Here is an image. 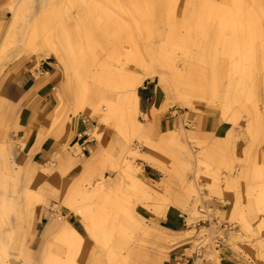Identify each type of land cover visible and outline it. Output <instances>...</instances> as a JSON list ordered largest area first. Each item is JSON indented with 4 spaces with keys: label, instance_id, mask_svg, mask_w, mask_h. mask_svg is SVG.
Returning <instances> with one entry per match:
<instances>
[{
    "label": "rangeland",
    "instance_id": "1",
    "mask_svg": "<svg viewBox=\"0 0 264 264\" xmlns=\"http://www.w3.org/2000/svg\"><path fill=\"white\" fill-rule=\"evenodd\" d=\"M17 3L18 0H0V48L8 34V27L12 18L11 6ZM49 4H52L51 6L56 4V20L44 26L41 25V31L56 29L60 32L63 29L60 32L62 42L70 43L76 51L83 52L82 55H78L75 67L77 72L85 75L87 98L92 94V91L97 92L94 74L103 75L104 72L102 66L94 65L96 50L92 49L101 30L109 29L111 43L130 42L131 37H135L146 59H149L146 56L148 52L146 49L151 50L152 48L156 51L155 58L168 71L167 65H173L176 56H181V58L185 56L183 53L186 49L195 58L193 60H199L198 55L204 59L210 55L209 49L203 51L211 45L210 39L207 40L201 36L198 40L196 39L195 43L194 40L189 39V36H194L193 27L201 18L204 20V32L207 33L208 37H211L212 32L218 29L214 22L217 19L219 22V17H221V9L213 8L215 7L213 0H192L188 9L183 3L172 4L167 0H52ZM40 5L41 0H31L28 11H26L28 18L33 17L32 14L39 9ZM230 6L232 7L233 4ZM106 11L109 12V16ZM227 11L225 8V12ZM188 21L191 23V28L185 26ZM24 23H19L18 33L26 26ZM13 37L12 40L6 42V51L0 55V69L5 64L17 60L15 36ZM160 41H163L164 44L161 50L154 46ZM183 41L190 42L186 49L182 48L185 47ZM91 51L94 53L92 54ZM135 59L134 56H131L130 71L141 73L135 67ZM110 61L112 62L113 59L110 58ZM56 63L60 72L57 97L59 101L63 98L67 105L71 106L74 92L79 88H77L78 83L73 72H70L60 62L56 61ZM221 64L225 65V74L229 72L230 67L227 58H222ZM253 74L254 78L251 74L248 84L252 85L253 83L255 89L251 88L246 94L247 103L242 107L243 109L238 108V106L233 108V119L237 121L236 125L228 123L232 126L231 151L209 150V146L204 143L187 137L186 131L183 138L179 137L174 142L161 146L162 149H155L162 143V136L152 137L145 133L142 135L135 132L128 133L124 124L120 122L121 120H112L110 126H104L98 121H94L92 125L95 130L91 133L93 138L99 139L98 133L102 129H109L114 134V142L107 149L103 161L104 168L109 165L113 175L106 179L103 178L101 182H93L92 176L89 175L87 178L89 183H84L82 188H85L86 191H93L94 188L102 185L116 183L114 193L109 198L110 202L117 203L121 209L133 207L136 212H140L141 206H136V198L128 190L129 180L120 168L126 162H130L135 171L134 174L139 175L140 179L143 180L137 171L138 169L149 168L143 161V156H155L163 161L166 166L167 173L166 175L161 174L160 181L163 182V192L165 194L170 193L172 197H183L189 209V211H184L185 213L193 215L199 221L210 222L208 225L202 222L197 231L191 229V232L178 235L181 240L184 237L190 241L193 238L198 239L194 248H201L200 256L208 260H217L219 241L224 242L226 240L225 232L231 231L233 235L231 238H227V243L230 246L239 243L253 248L256 259L264 264V196L259 200L260 205L257 204L256 200L264 192V172L262 175V168L264 169V61L262 59L259 60L257 72ZM146 82H153L158 87L156 79ZM103 89L106 91L107 98L117 104L119 97H117L115 89H110L109 85H103ZM162 92L164 103H168V107H175L180 113L178 116L181 119L183 117L186 119L183 121L185 127L180 126L176 129L177 132H181V128L189 129L190 126L187 121L191 117L189 114L197 118L204 113H212L224 122L218 105L213 107L199 103L192 110H184L179 108L173 98L168 100L167 94ZM225 94V88L221 89V97L218 103L224 101ZM98 96L100 95H96L97 105H103ZM256 110L261 113V119L258 121L259 123L254 122L253 130L249 133L247 128L251 120L256 119ZM137 119L141 123L148 121L141 114L137 115ZM142 129L144 130L143 125ZM151 144H154L155 148L151 147ZM76 149L77 151L74 152L77 155L80 149L79 147ZM68 152L72 151L69 150ZM78 157L82 156L78 155ZM59 185L61 184L58 182L46 183L43 180L33 178L28 173L25 175L21 167L16 170L15 166L14 172L7 155L5 158H0V197H5V200L11 199L9 219L1 225L2 232L13 236L14 244L12 250L9 251L11 264H50V262L46 263L43 258V249L49 243L50 235L46 234L42 224L39 225L36 220L38 211L43 210L44 205L48 210H58L57 207L48 204L47 198L51 196L52 199H57L64 193V191L62 194L58 192ZM189 188L195 192L192 190L193 192H189L187 196L186 193ZM199 191H201V195L198 194ZM217 192H219L217 199L219 203L229 205L228 202H232V198L234 201L232 207L234 208L235 219L228 228H225L221 221L220 213L208 206L209 202H213L214 194ZM31 194L39 199H31ZM225 194L230 195L226 198ZM29 200L30 203H33L31 220L25 216ZM95 203L99 204V200L90 196L83 205L89 207ZM259 208L263 212H259ZM241 209L246 211L245 222L241 221ZM90 210L95 212L97 220L100 219L98 221L100 222L98 223L100 236L86 264H131L132 251L136 252L137 261L144 260V258L149 260L154 257L152 253L157 250L155 235L158 234L164 239L165 236L168 237L166 233L158 231L154 227L151 228L148 222L139 218L135 217L142 227L149 230V236L142 231L143 229L139 230L131 227L132 225L120 229L116 221L118 219L110 214L102 213L99 208L91 206ZM118 217L125 219L124 212L119 213ZM77 226H79L81 233L86 236L84 227L79 224ZM52 246L53 255L59 257L65 255V248L62 245L52 243ZM110 249L115 250L114 261L109 258L111 257V255L109 256ZM195 249L188 254H194ZM163 252L165 254L168 252L166 243ZM117 255L122 260H119Z\"/></svg>",
    "mask_w": 264,
    "mask_h": 264
},
{
    "label": "bare ground",
    "instance_id": "2",
    "mask_svg": "<svg viewBox=\"0 0 264 264\" xmlns=\"http://www.w3.org/2000/svg\"><path fill=\"white\" fill-rule=\"evenodd\" d=\"M50 1L52 0H41L39 9L32 14L33 17L31 18H28L26 14L31 0H18L16 5L11 6L12 18L9 23L8 34L0 48V55L6 51V42L12 40L14 38L13 36H15L17 61L26 59H36L39 61L43 58H54L66 66L70 72L74 73L73 76L79 85H77V88H79L74 92V99L71 106H68L63 98L60 99L59 106L54 113V125L62 122L64 119L69 120L71 117L85 115L104 126H110L112 120H121L120 122L124 124L128 133L135 132L142 135L144 134L142 123L137 119V115L141 113L138 90L146 81L153 79L157 80L160 92L163 93L162 91H164L167 94L168 100L173 98L180 109L192 110L199 103L213 107L218 105L224 122L236 125L237 121L233 119V108L238 106V108L243 109L242 107L247 103L246 94H248L251 88L255 89L253 83L252 85L248 84L249 78L251 74L252 78H254L253 73L257 72L259 60L262 59L264 61V0H213L215 7L213 5L212 7L221 9L219 22L218 19L214 22L218 29L212 32L211 37H208L207 33L204 32V20L200 18L196 26L193 27L195 31L193 32L194 36H189V39L194 40L195 43L196 39L198 40L201 36L207 38V40L210 39L211 45L203 50L209 49L210 55L204 59L201 58V55L199 56L197 54L199 60H193L195 58L186 49L187 44H190V42L183 41L185 47L180 46L186 49L183 53L185 56H182V58L181 56H176L173 65H167L168 71L155 58L156 51L152 50V48L151 50L146 49L148 51L146 56L149 58L146 59L135 37H131L130 42L121 41L119 43H111L109 29L101 30L92 49L96 50L94 65L102 66L104 72L103 75L94 74V79L97 83L95 85L97 92L92 91V94L88 98L86 97L87 86L85 75L77 72L78 70L75 67L78 55H82L83 52L76 51L70 43L66 44L62 42L60 32L63 29L60 32L56 29H50L51 31L46 32L41 31V25L44 26L56 20L55 10L57 7L55 6L56 4L51 6L52 4H49ZM167 1L172 2V4L183 3V5H186V9H188L192 0ZM231 4H233L232 7L230 6ZM224 7L228 10L227 12H225ZM106 13L108 16L110 15L108 11ZM20 22H25L24 24L26 26L18 33V25ZM188 22H186L185 26L191 28V23L190 21ZM163 45V41H160L154 46H157V49L159 48L161 50ZM91 52L92 54L94 53V51ZM131 56L136 58L135 67L141 73L130 71V64H132ZM224 57L229 61L230 67L229 72L226 74L224 72L225 65L221 64V60ZM110 58L113 59L112 62ZM103 85H109L110 89H115L116 95L119 97L117 104L107 98ZM224 88L226 90L224 101L218 103L221 97V89ZM96 95H100L98 98L103 105H97ZM168 106V103L165 102L161 111H165ZM255 113L257 116L256 119L251 120L247 128L249 133L253 130L254 122H258L261 119V113L258 110ZM149 114L143 115L148 118ZM181 129V132H177V130L168 132L162 138V143L156 146V148L154 144H151V147L162 149L161 146L172 143L179 137L183 138L185 130L183 128ZM186 136L188 137V135ZM231 140L232 137L229 135L227 139H223V143L230 142ZM208 146L209 150L221 149L220 144L217 146L216 143L209 144ZM5 155L6 148L0 146V158H5ZM56 155L59 156L60 154L57 153ZM143 161L151 168L166 175V166L159 158L145 155L143 156ZM120 169L129 180L128 190L136 198V206L140 205L146 210L151 211L157 217L164 216L170 207H177L183 211H189L183 197H172L170 193L165 194L160 186L145 183L140 179L139 175L134 174L135 171L130 162H126ZM139 170L137 171L141 173L142 170ZM41 172L42 175L50 174L51 177H54L56 173L51 169L43 167H41ZM263 172L264 169L262 168V175ZM8 174L10 175L9 172ZM84 183H89L87 177L83 182L78 184L72 197L65 204V208L70 211V214L81 219L86 236L82 235L67 218H62L61 214H58L57 219H53L46 228V234L50 235V241L46 244L47 247L45 246L43 249V258L46 263H87L95 243L99 241L100 236L98 224L100 223L98 222L100 219L97 220L95 218V212L90 210L91 206L93 208H99L102 213L110 214L117 218L118 220L116 221L120 229L132 225L131 227L138 228L139 230L143 229L142 231L146 235H150L149 230L142 227L135 219V217L141 219L142 216L133 207L121 209L117 203L110 202L109 198L114 193L116 183L102 185L94 188L93 191L84 190L82 188ZM64 189L65 185H59L58 192L62 194ZM192 190L190 188L188 189L187 196L189 192L192 193L194 191ZM200 193L201 191L198 194L201 195ZM90 196H93V198L96 197L99 200V204L95 203L89 207L84 206L83 203ZM263 196L264 192L256 198L258 205H260L259 200ZM30 197L34 200L37 199L32 194ZM32 209L33 203H30L29 200L25 214L29 220H31ZM56 212L57 210L53 209L52 216L55 217ZM121 212H124L125 219L118 217ZM259 212H263V210L259 208ZM10 213L11 199L5 200V197H0V264H11L9 251L12 250L14 244L13 236L1 231V225L7 222ZM103 219L105 221V218ZM241 219V221H246V211L244 209H241ZM157 238L159 241L173 245L181 241L180 237L171 238L170 236H165V239H160L161 237ZM52 243H58L65 248V255L63 257L52 254ZM110 255L111 257L109 258L114 261V257L116 256L115 250L110 249ZM117 257L119 260H122L120 256L117 255ZM216 257L218 260L219 254Z\"/></svg>",
    "mask_w": 264,
    "mask_h": 264
},
{
    "label": "crops",
    "instance_id": "3",
    "mask_svg": "<svg viewBox=\"0 0 264 264\" xmlns=\"http://www.w3.org/2000/svg\"><path fill=\"white\" fill-rule=\"evenodd\" d=\"M59 82L60 72L54 58H43L39 61L13 60L0 69V146L6 148V155L14 172L15 166L16 170L21 167L25 175L28 173L46 183L58 182L62 186L65 185L64 193L57 199H52L51 196L47 198L49 205L58 208L55 217L52 216L53 210H48L46 205L43 210L38 211L36 222L42 224L44 231L52 220L61 214L62 218H67L81 233L77 226L79 224L84 227L81 219L70 214L65 204L72 197L78 184L89 175L92 176L93 182H101L103 178L113 175L109 165L104 168L103 161L107 149L114 142V134L109 129H102L98 133L100 138H93L91 133L95 130L92 125L94 120L85 115L64 119L54 125V113L60 103L57 97ZM138 95L140 114L150 113L145 119L148 121L142 123L145 134L164 137L168 132L184 126L183 121L186 119L178 116L180 113L175 107H167L165 111H161L164 104L163 94L153 82L144 83L138 90ZM189 116L191 117L187 121L192 127L185 129L188 137L207 146L220 144L221 150L231 151L233 140L223 143V139H227L229 135L233 137L230 124L212 113H204L197 118L191 114ZM76 147L85 150L83 155L79 154L80 152L75 154ZM69 150L72 152H68ZM57 153L60 155L57 156ZM41 167L53 170L56 172L55 176L42 175ZM140 176L145 183L160 186L163 191L161 173L157 170L149 166L142 170ZM218 194L219 192L214 194L213 202H209L208 206L220 213L221 221L225 228H228L235 219L232 207L234 201L232 198V202H228L229 205H223L217 200ZM228 195L230 194H225V197ZM139 210L137 213L142 216L140 220L148 222L151 228L154 227L173 238L191 232V229L197 231L203 222L177 207H170L164 216L160 217L143 207ZM205 224L208 225L210 222ZM232 235L231 231L225 232L226 240L219 241V259L208 260L200 256L201 248H194L198 239L193 238L190 241L184 237L178 244L173 245L159 241L157 238L159 235L156 234L157 250L152 253L154 257L137 261L136 252L132 251L131 264H263L256 259L253 248L252 250L247 245L239 243L230 246L227 238H231ZM165 243L168 249L166 254L163 252ZM193 249L196 250L195 253L188 254Z\"/></svg>",
    "mask_w": 264,
    "mask_h": 264
},
{
    "label": "built area",
    "instance_id": "4",
    "mask_svg": "<svg viewBox=\"0 0 264 264\" xmlns=\"http://www.w3.org/2000/svg\"><path fill=\"white\" fill-rule=\"evenodd\" d=\"M84 149L83 148H80V153L79 154H82L83 155V153H84ZM204 224H205V222H203Z\"/></svg>",
    "mask_w": 264,
    "mask_h": 264
}]
</instances>
